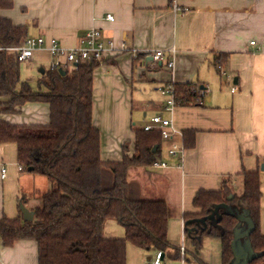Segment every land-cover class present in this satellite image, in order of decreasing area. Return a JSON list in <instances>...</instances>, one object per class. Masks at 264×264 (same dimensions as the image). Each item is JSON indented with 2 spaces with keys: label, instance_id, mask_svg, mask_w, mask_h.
<instances>
[{
  "label": "crops",
  "instance_id": "obj_1",
  "mask_svg": "<svg viewBox=\"0 0 264 264\" xmlns=\"http://www.w3.org/2000/svg\"><path fill=\"white\" fill-rule=\"evenodd\" d=\"M172 1L14 0V7L1 9L0 17L27 27L28 37L56 38L66 48L77 46L94 28L117 47L124 44L141 52L174 47L173 70L167 69L164 61L134 58L129 52L108 57L96 69L93 121L101 133V158L121 161L126 143L128 155H133L136 137L132 111L136 105L143 106L138 99L134 101V91L150 90L153 98L147 106L152 116L172 119L174 127L183 133V139L174 138V142L184 143V132H196L195 146L185 147L182 160L169 155L171 141L163 140L161 157L169 163L167 168H138L129 173L130 181L140 185L144 199L162 198L172 209L169 241L177 238L179 230L186 237L184 215L198 211L194 198L200 190L218 191L228 178L236 180L237 186L241 181L236 175L243 170L261 173L260 229L264 234V0H174L186 9L181 13L173 11ZM110 14L114 21L107 19ZM52 62L48 51H36L20 65L22 81L37 89L43 75L40 69H50ZM220 62L221 72L216 67ZM172 83L197 85L204 92L200 103L166 111L167 95L160 90ZM152 90H159L165 103L161 97H154ZM7 102L0 97L1 104ZM0 121L45 126L50 122V107L27 103L17 114H0ZM4 167L7 172L3 178ZM51 188L45 176L20 170L16 144L0 145V218L23 216L22 203L31 211L40 208L42 196ZM222 210H213L199 225L215 224ZM238 228L249 232L253 222L240 221ZM104 234L110 239L124 238L125 229L116 220H108ZM131 246L135 247L128 243V253L133 250ZM186 247L184 259L171 258L180 263H170L165 256L164 264H199L195 257L208 264H223L219 239L205 238L200 251L189 240ZM142 251L145 261L151 254ZM0 264H39L37 243L19 241L11 248L0 243Z\"/></svg>",
  "mask_w": 264,
  "mask_h": 264
},
{
  "label": "trees",
  "instance_id": "obj_2",
  "mask_svg": "<svg viewBox=\"0 0 264 264\" xmlns=\"http://www.w3.org/2000/svg\"><path fill=\"white\" fill-rule=\"evenodd\" d=\"M13 7L14 0H0V10ZM27 37V27L0 17V97L8 99L0 103V114H17L27 103H46L50 122L45 126H17L0 121V145L16 144L19 165L45 176L52 188L42 196V206L34 210L33 221L27 222L23 216L0 218V243L11 248L19 241H35L39 264H128V243L151 256L172 249L168 256L182 259L180 245L168 239L172 209L162 198L144 199L140 185L129 179L131 169L147 170L163 160L161 134L133 127V155H128L126 143L121 161H103L101 133L93 121L94 73L100 63H80L72 71L64 70V75L50 68L34 89L21 79L17 53L8 50L24 45ZM216 67L222 71L221 62ZM174 86L177 105L200 103L203 90L194 83ZM195 135V131L184 132L186 148H194ZM236 176L241 181L237 186L236 180L228 178L218 191L197 193L194 206L198 211L184 215L186 240L200 251L205 238L219 239L223 264H231L238 216H244L253 222L248 240L257 254L249 264H264L261 173L243 170ZM217 205L230 206L235 214L223 209L217 224L199 225ZM108 220H116L125 229L124 238L105 237ZM194 260L208 264L197 257Z\"/></svg>",
  "mask_w": 264,
  "mask_h": 264
},
{
  "label": "built area",
  "instance_id": "obj_3",
  "mask_svg": "<svg viewBox=\"0 0 264 264\" xmlns=\"http://www.w3.org/2000/svg\"><path fill=\"white\" fill-rule=\"evenodd\" d=\"M172 9L175 13L185 12L186 9L180 7L174 0L171 3ZM109 21H114L113 15H107ZM254 44V43H253ZM2 48L0 47V50ZM9 51L15 52L18 55V60L26 62L30 60L36 51H48L52 57V69L70 70L76 69L80 63H101L110 56L117 54L131 53L134 58L144 60L152 59L155 63L165 62L167 69L173 70L174 58L176 49L173 47L169 50H156V51H138L137 49L127 48L124 44L117 47L112 40H106L100 29H91L79 41L75 47L66 48L56 39L52 38L47 40L43 36L27 37L24 45L19 47L8 48ZM175 83L163 87L160 91L163 95H167L166 111H172L177 106ZM236 87L232 91L236 92ZM204 93V92H201ZM145 131H158L163 140L171 141L168 153L171 156H180L181 160L185 153V145L183 142H174V138L183 139V133L174 127L173 120L163 117L162 115H155L151 121L143 128ZM169 166L165 160L157 161L153 164L156 169H164ZM182 167V165L180 166ZM20 170L23 167L20 165ZM7 169H2V177L6 176ZM181 254L184 259L186 253V237L182 236ZM165 254L163 251H158L152 255L151 260H145L143 264H164Z\"/></svg>",
  "mask_w": 264,
  "mask_h": 264
},
{
  "label": "rangeland",
  "instance_id": "obj_4",
  "mask_svg": "<svg viewBox=\"0 0 264 264\" xmlns=\"http://www.w3.org/2000/svg\"><path fill=\"white\" fill-rule=\"evenodd\" d=\"M72 70H73V68H70V71H72ZM38 73H39L38 70L36 71V74H35V72L33 73V74H35L36 78L39 77ZM152 91H155L154 92V94H155L154 97H158V96L161 97V102L165 103L164 97H163V95L161 94V92L159 90L158 91L152 90ZM150 94H151L150 90L142 91V90L137 89L136 91H134V101H136L138 99L137 103L139 104L141 102L142 103L141 105H143V106L140 107V105H136L135 104L136 107H134V110L132 111V118H131L132 124H134V125H132L133 127H136L138 129H143L145 127V125H147V123H149L151 121V118L153 117L152 116V110H151V108H148L149 106H147L149 101L151 100L150 98L151 97L153 98V95H150ZM95 111H96V108H95ZM145 112L147 113V115H148L147 117L148 118L144 117V113ZM162 153H163V149H162ZM177 232H178L177 233V238H175V240L173 239L174 241H172V239L170 241H171L172 244L177 245L178 244V240L179 241L181 240L180 243H179V245H181L182 236H183L182 235V231L179 230ZM186 244H187V240H186ZM179 245H177V246H179ZM131 247H132L133 250L131 251V253H128V263L129 264H143L144 263V257H143V254H142V252H143L142 250L143 249L141 250V249L135 248L133 246H131ZM172 252H173L172 249H169L167 251V253L164 252L166 257L169 258L168 261L170 263H175V262L180 263V261H172L171 258L168 256V254L172 253Z\"/></svg>",
  "mask_w": 264,
  "mask_h": 264
},
{
  "label": "water",
  "instance_id": "obj_5",
  "mask_svg": "<svg viewBox=\"0 0 264 264\" xmlns=\"http://www.w3.org/2000/svg\"><path fill=\"white\" fill-rule=\"evenodd\" d=\"M45 72H46L45 69H40L41 74H44ZM60 73L63 75L66 74V72L63 69H60ZM157 149L158 147L155 146L153 149V152L156 153ZM29 171H33V168H30ZM262 171H264V165L262 166ZM219 208L225 209L228 214H235L234 210L230 206L217 205L214 210L217 211ZM20 209L23 215V219L25 221L30 222L34 220V217H35L34 211H31L28 208H26L23 203L21 204ZM238 217L241 222L248 221V219L245 218L244 216H238ZM220 219H221V215L215 221V224H217L220 221ZM252 229L249 232L242 233L238 227L236 228L235 238L232 244L234 259L231 264H249V262L257 256V254L252 249L250 243L243 241V239L249 238V234L251 233ZM151 259H152V256L148 257V260H151Z\"/></svg>",
  "mask_w": 264,
  "mask_h": 264
}]
</instances>
